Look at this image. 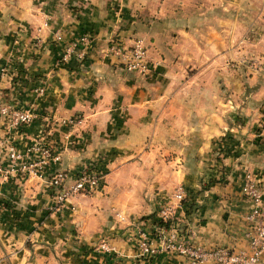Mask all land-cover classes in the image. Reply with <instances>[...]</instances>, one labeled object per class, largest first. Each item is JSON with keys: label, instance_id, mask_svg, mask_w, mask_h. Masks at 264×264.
<instances>
[{"label": "crops", "instance_id": "1", "mask_svg": "<svg viewBox=\"0 0 264 264\" xmlns=\"http://www.w3.org/2000/svg\"><path fill=\"white\" fill-rule=\"evenodd\" d=\"M70 1L52 0L45 7L31 0H0V103L27 107L33 114L31 123L17 130H10L0 118V141L8 138L22 147L40 138L58 156L40 176L16 172L0 176V200L8 205L0 206V264H184L183 256L174 252L139 256L137 234L152 236L155 226L152 218L140 217L153 207L127 206L116 189L122 183L114 180L135 167L132 158L155 152L134 150L129 144L161 139L167 125L179 126L184 138L202 143L194 146L189 168L177 166L167 176L158 167L154 178L145 182L148 196L176 205L173 224L194 246L248 251L244 234L250 202L240 184L245 172L264 180V143L256 138L264 133L257 123L264 115V80L241 97L245 87L240 84L221 90L198 84L194 89L205 90L193 107V72L187 75L153 47L169 57L174 53L184 57V65L193 66L192 36L181 26L169 27L183 17L178 6L172 9L165 0L158 9L145 6L148 13H155V21L136 19L146 12L131 0ZM54 33L62 42L89 35L84 61L74 57L77 63L58 65L60 43L54 41ZM135 38L146 49L149 71L144 76L126 71L106 52L109 40L128 46ZM232 107L241 111L243 123L227 124L224 116ZM76 118L79 123H69ZM195 125L199 127L194 131ZM258 127L260 132H255ZM128 147L132 151L123 157L130 162L119 158L109 165L110 190L98 191L97 181L92 190L55 209L54 189L49 185L54 172H66L71 182L89 159ZM3 151L0 147L2 163ZM174 185L183 192L179 203L172 198ZM122 186L129 188L130 183ZM262 201L264 206V194ZM102 242L108 245L107 252L99 250ZM256 264H264V254Z\"/></svg>", "mask_w": 264, "mask_h": 264}, {"label": "rangeland", "instance_id": "2", "mask_svg": "<svg viewBox=\"0 0 264 264\" xmlns=\"http://www.w3.org/2000/svg\"><path fill=\"white\" fill-rule=\"evenodd\" d=\"M51 1L52 0H31V2L35 4L41 3L45 7H48L47 4H50ZM67 1L71 2L70 0ZM131 1L132 3H138L141 10L146 12V14L142 13L141 15H137L136 19L155 20V13H148L150 10H145L144 7L150 5L152 8H161L163 0ZM165 1L168 5H171L172 9L175 5L178 6L179 16H183L181 20L176 22L177 24H170L169 27L174 28L181 26V28H186V31L189 32L193 38V66L190 64L185 66L186 60L184 57L175 55V53L169 57L165 51L161 50V52H158L156 47H153L162 59L165 57L169 61L168 63L184 68L187 75L193 72V107L198 97H203L204 93L201 92L205 90L203 88L198 91L194 89L198 84H210L212 88L216 86L220 90L223 88L227 89L228 85L234 86L240 84L245 87V90L239 94L241 97L250 94L252 88L262 83L264 75L262 76L260 73H264V0ZM222 17H227L229 22H222ZM148 24V26H150L152 22ZM189 47L190 45L187 44L186 48ZM157 49H159L158 46ZM180 52L182 51L180 50ZM187 62H189V59ZM197 72L210 73L205 75L197 74ZM238 76L240 78H238ZM253 76L256 77L253 78ZM210 91H213V89H210ZM211 94L212 93H207L206 95ZM187 96H189V94H187ZM219 96H222V93H219ZM261 106H264V99L261 100ZM240 112L241 111L237 108L232 107L224 116L227 124L243 123V117ZM262 113L264 114V109H262ZM195 116L196 115H194L193 118L197 119ZM257 123L261 125V129L263 130L264 115L258 119ZM198 127V125L193 126L194 131ZM186 129H188V127ZM253 130L255 132H260L259 127L258 129L253 128ZM228 132L229 131L226 130L222 139L227 136ZM160 136H162L161 139L150 138L144 141L131 142L129 146H133L134 150L138 148L141 149L140 151L154 149L155 152L139 160L137 157L132 158L130 161L135 162V167L128 172L119 173L117 178L114 179L118 182V185L121 183L123 185L125 182L130 183L129 188L122 185L116 188L119 197L126 201V205L133 208L140 204L146 207L148 204L153 207L151 213L148 215L158 212L166 203L164 201L157 202V195L148 196L149 190L145 187V182L148 179L152 180L154 178V171L158 170V167L164 168L167 172V176L172 170L177 169V166L182 168L184 165L186 168H189L190 165L193 164L194 146L201 145L202 143L198 140L190 141L184 138V131L176 125H167ZM195 136L197 135L193 134V138ZM256 138L260 139L259 143H264V133L258 135ZM217 140H219V138ZM75 143H77V141L73 142V144ZM189 148H193L191 149L193 151H190ZM130 150L131 148L129 147L122 151L120 148L114 151L110 150L108 154H104L102 157L99 156L98 159H89L80 169L86 168L85 166H88V163L95 164L99 169L96 172L99 178L98 191L110 190L109 181L111 178L108 176L110 171L109 165L112 162H116L119 158L120 162H124L126 159L123 156ZM217 155L218 152H214L213 158L217 159ZM130 161L126 160L127 163ZM141 166H144L145 169L137 168ZM142 170H144L145 173H143ZM134 180L136 183H133ZM132 185H134V187ZM175 189L176 185H174L171 190L174 191ZM106 193L108 194V191H106ZM162 200H164V198H162ZM148 215H143L140 218L147 217Z\"/></svg>", "mask_w": 264, "mask_h": 264}, {"label": "built area", "instance_id": "3", "mask_svg": "<svg viewBox=\"0 0 264 264\" xmlns=\"http://www.w3.org/2000/svg\"><path fill=\"white\" fill-rule=\"evenodd\" d=\"M53 35L54 41L60 43L58 44L60 48L57 61L62 63L68 62L70 58L82 59L91 39L89 35L83 33L77 38L62 42L58 33ZM106 52L126 71L139 76H144L149 71L146 49L140 38L133 39L128 46L119 41L109 40ZM42 90L41 87L38 88L39 93ZM0 118L10 130H17L30 124L33 114L27 107L15 108L9 103H0ZM79 121L80 119L76 118L69 120V123L77 124ZM0 147L4 150V162H0V176H7L13 172L26 176H40L49 164L58 160L57 154L53 153L49 145L40 138H33L22 147L15 146L11 140L6 138L0 141ZM97 181V173L87 168L80 169L71 182H68L66 172L62 170L54 172L50 177L49 185L54 189L55 209L63 206V203L73 195L92 190ZM240 190L250 202V208L245 216L249 227L244 234L248 243V251H234L225 247L194 246L183 231L180 232L173 224L172 218L176 205L167 203L158 210L156 216L162 223L170 221V224L165 227L155 223L152 236L139 231L136 236L139 256L154 257L174 252L183 256L184 264H205L206 262L256 264L259 257L264 254V206L262 201L264 180L262 177L245 172L241 178ZM172 198L177 203L183 198L180 187L175 190ZM98 248L105 252L109 250L104 242L100 243Z\"/></svg>", "mask_w": 264, "mask_h": 264}, {"label": "trees", "instance_id": "4", "mask_svg": "<svg viewBox=\"0 0 264 264\" xmlns=\"http://www.w3.org/2000/svg\"><path fill=\"white\" fill-rule=\"evenodd\" d=\"M81 35V34H80ZM79 35V36H80ZM77 38V37H76ZM84 59H85V56H83V58L81 59V62L82 61H84ZM56 60H58V56H57V59ZM76 62V60H74L73 58H70L69 59V61L68 62H66V63H62V62H58L57 61V63H58V65H62L63 67H69V65L70 64H73V63H75ZM77 63V62H76ZM220 140L222 141V137L220 138ZM87 169H90V170H93L94 172H97L99 169L96 167V165L95 164H91V163H88V166H85ZM0 206H3V207H7L8 205H7V202L5 201V200H0ZM156 213L157 212H155V213H153V214H150V215H148V217H150V218H152V220H153V222L154 223H158V224H162V225H164L165 227H167L169 224H170V221H167L166 223H162L158 218H157V216H156Z\"/></svg>", "mask_w": 264, "mask_h": 264}]
</instances>
